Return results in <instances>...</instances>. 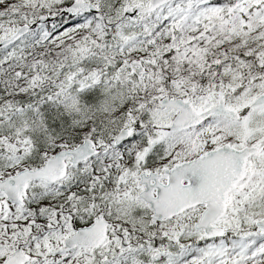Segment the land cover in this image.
<instances>
[{"label":"snow or ice","instance_id":"6c2138e0","mask_svg":"<svg viewBox=\"0 0 264 264\" xmlns=\"http://www.w3.org/2000/svg\"><path fill=\"white\" fill-rule=\"evenodd\" d=\"M0 264H264V0H0Z\"/></svg>","mask_w":264,"mask_h":264}]
</instances>
